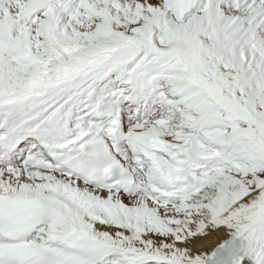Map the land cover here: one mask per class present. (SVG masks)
<instances>
[{
    "label": "snow or ice",
    "instance_id": "obj_1",
    "mask_svg": "<svg viewBox=\"0 0 264 264\" xmlns=\"http://www.w3.org/2000/svg\"><path fill=\"white\" fill-rule=\"evenodd\" d=\"M0 264H264V0H0Z\"/></svg>",
    "mask_w": 264,
    "mask_h": 264
}]
</instances>
